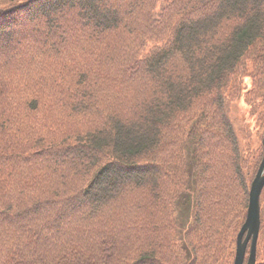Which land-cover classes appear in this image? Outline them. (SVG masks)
<instances>
[{
	"label": "trees",
	"instance_id": "1",
	"mask_svg": "<svg viewBox=\"0 0 264 264\" xmlns=\"http://www.w3.org/2000/svg\"><path fill=\"white\" fill-rule=\"evenodd\" d=\"M241 94L264 0H0V264H233Z\"/></svg>",
	"mask_w": 264,
	"mask_h": 264
},
{
	"label": "water",
	"instance_id": "2",
	"mask_svg": "<svg viewBox=\"0 0 264 264\" xmlns=\"http://www.w3.org/2000/svg\"><path fill=\"white\" fill-rule=\"evenodd\" d=\"M264 143V137H263ZM264 187V149L257 171L249 189V203L245 221L236 238V249L233 264H244L247 246L249 253L245 264H255L256 246L260 229V195Z\"/></svg>",
	"mask_w": 264,
	"mask_h": 264
},
{
	"label": "rangeland",
	"instance_id": "3",
	"mask_svg": "<svg viewBox=\"0 0 264 264\" xmlns=\"http://www.w3.org/2000/svg\"><path fill=\"white\" fill-rule=\"evenodd\" d=\"M251 61L249 60V72L251 70ZM244 85L252 86V78L249 76L243 79ZM242 91V92H243ZM231 115L235 120L238 134L245 144L249 143V159L254 155L260 154L259 149H264V101L259 100L255 105H247L244 101L243 94L235 99L231 104ZM256 150L259 152L256 153Z\"/></svg>",
	"mask_w": 264,
	"mask_h": 264
}]
</instances>
